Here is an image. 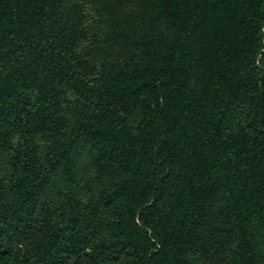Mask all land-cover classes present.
I'll use <instances>...</instances> for the list:
<instances>
[{
    "label": "trees",
    "instance_id": "16d2710c",
    "mask_svg": "<svg viewBox=\"0 0 264 264\" xmlns=\"http://www.w3.org/2000/svg\"><path fill=\"white\" fill-rule=\"evenodd\" d=\"M93 1L0 0V264H264V0Z\"/></svg>",
    "mask_w": 264,
    "mask_h": 264
},
{
    "label": "rangeland",
    "instance_id": "374dc122",
    "mask_svg": "<svg viewBox=\"0 0 264 264\" xmlns=\"http://www.w3.org/2000/svg\"><path fill=\"white\" fill-rule=\"evenodd\" d=\"M83 2V4L86 5L87 7V10H88V13H93V14H96L94 8H95V1L93 0H80ZM130 7V6H128ZM136 55L135 54H126L125 58H123L120 53L117 54V56L114 58V60H117V61H125V60H128L130 58H133L135 57ZM89 160H90V157H89V154L88 152L86 151L85 148L83 147H79L78 151H77V155H76V161H77V164L79 166H84L86 168H89ZM92 171H88L86 173L87 176H91V173ZM90 194H84V197H88Z\"/></svg>",
    "mask_w": 264,
    "mask_h": 264
}]
</instances>
